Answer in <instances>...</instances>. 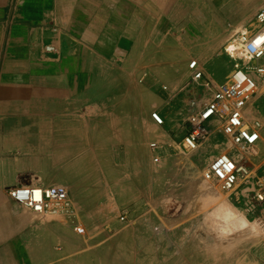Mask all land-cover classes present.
Instances as JSON below:
<instances>
[{
    "label": "rangeland",
    "instance_id": "obj_1",
    "mask_svg": "<svg viewBox=\"0 0 264 264\" xmlns=\"http://www.w3.org/2000/svg\"><path fill=\"white\" fill-rule=\"evenodd\" d=\"M251 24L258 23L253 19L245 26L225 24L227 30L223 28L215 47L207 50L213 69L206 75L214 85L226 83V80L217 82L216 75L230 77L235 58H230L226 47L235 44L242 30ZM173 52L169 58L175 64L165 67V73L164 67L157 65L155 49L147 51V71L117 67L115 72L114 67H105L101 81L96 82L85 99V112L70 115L75 127L71 131L76 135L54 144L53 160L47 159L45 144L39 145L40 176L33 178L35 182L31 184L65 187L74 211L71 220L45 218L46 222L61 227L54 242L53 260L48 264H264V216L254 205L251 194L235 199L204 182L202 173L209 164L196 175L186 168L191 154L184 153L177 144L192 110L191 94L203 89L190 82L188 63L195 60L201 64L198 58L189 55L190 48ZM185 54L188 57L183 72L176 63ZM236 59L237 63H243L244 58ZM199 70L203 71L201 66ZM259 81L258 97L250 102L255 109L250 116L244 110L249 125L255 120L264 121V78ZM207 97L205 94L204 98ZM153 112L164 119L162 127L150 119ZM218 129H214V135L219 152L212 160L223 153L221 148L242 158ZM145 130L155 136L147 137L141 145L140 136ZM154 142L172 147L178 157L159 158L154 163L149 150ZM66 150L69 156L64 155ZM256 152L258 155L251 162L261 172L264 140ZM126 169L132 170V178L122 175ZM100 173L106 176H99ZM51 178L53 181L48 182ZM213 190L226 206L242 214L247 221L245 228L236 229L234 222L232 232L219 231L221 220L211 214L215 213L217 202L207 199ZM78 191L84 199L74 198ZM73 223L83 227L85 234L76 235Z\"/></svg>",
    "mask_w": 264,
    "mask_h": 264
},
{
    "label": "crops",
    "instance_id": "obj_2",
    "mask_svg": "<svg viewBox=\"0 0 264 264\" xmlns=\"http://www.w3.org/2000/svg\"><path fill=\"white\" fill-rule=\"evenodd\" d=\"M263 7L264 0H0V264L53 260L61 227L14 204L7 190L34 185L33 178L40 176L39 145L45 144L47 159L53 160L54 144L76 135L70 115L85 112V99L105 67L147 71V51L155 49L165 73V67L175 64L169 58L173 50L187 47L210 80L206 74L213 62L207 50L227 30L225 24L245 26ZM48 47L53 51L47 52ZM187 57L181 55L176 63L183 72ZM225 76L215 80L221 83ZM201 91L196 89L191 98L209 97ZM215 126L208 125L213 131ZM213 131L189 156V173L196 175L219 152ZM149 136L155 134H141V145ZM156 154L167 160L178 157L164 143ZM122 175L132 178L133 172L126 169ZM74 198L85 196L78 191Z\"/></svg>",
    "mask_w": 264,
    "mask_h": 264
},
{
    "label": "built area",
    "instance_id": "obj_3",
    "mask_svg": "<svg viewBox=\"0 0 264 264\" xmlns=\"http://www.w3.org/2000/svg\"><path fill=\"white\" fill-rule=\"evenodd\" d=\"M255 20L260 25L258 33L262 36L258 33L252 37L242 32L239 34L238 41L249 65L235 61L228 85H214L204 79L195 60L188 65L190 82L202 86L209 92V97L199 95L191 98L192 110L186 121L187 129L177 146L186 154L195 152L211 135L212 130L208 125L214 120L219 132L243 157L225 152L219 154L202 173L203 180L235 199L245 193L251 194L254 205L264 216V170L259 172L251 162L257 156L255 150L264 136V121L255 120L249 125L244 116L245 107L258 97L251 73L259 79L264 78V65L260 64L264 61V7L258 10ZM46 51L51 52L53 48L48 47ZM150 119L156 126L164 125V119L157 112L151 113ZM159 148L160 145L155 142L149 145L154 163L159 161L156 154ZM7 196L14 204L41 218L62 217L71 220L74 217L68 191L62 186L19 185L9 188ZM123 220L121 217L120 221ZM73 226L76 235L85 234L83 227L74 223Z\"/></svg>",
    "mask_w": 264,
    "mask_h": 264
},
{
    "label": "bare ground",
    "instance_id": "obj_4",
    "mask_svg": "<svg viewBox=\"0 0 264 264\" xmlns=\"http://www.w3.org/2000/svg\"><path fill=\"white\" fill-rule=\"evenodd\" d=\"M258 25V24H257ZM257 25H253L252 24V26H250V28H249V30H247V31H242V33H244V34H246L247 36H249V37H252L253 35H255L256 33H258L260 30H261V28H260V25H258V27H257ZM250 31L252 32V33H250ZM258 35L261 37L262 36V34H260V33H258ZM243 47L241 46V44L239 43V41H237L235 44L233 43V44H230V45H228V47H226V52L229 54V56H230V58H232V59H234L233 60V65H235L236 63H235V61L237 60L236 59V57H240L241 59H243L244 58V60H243V63L246 65L247 64V66L249 65L248 63V58H247V56L243 53ZM255 64V63H254ZM251 77L254 79V81H255V86H256V90H257V88H258V84L260 83V79H259V77H257V75L256 74H254V73H251ZM225 80H226V85H228L229 84V75H226L225 77ZM255 109V107H254V105H250V103L245 107V113L247 114V116H250L251 114H252V111ZM245 116V115H244ZM245 119H246V117H245ZM212 122H214L215 123V121L214 120H212L211 121V123ZM218 127V126H217ZM216 127V128H217ZM216 128H214V129H216ZM212 131H213V129H212ZM216 133V131L214 130L213 131V135ZM212 135V134H211ZM210 137V136H209ZM264 138V136H262V138H261V140H260V142H259V144H258V146L260 145V144H262L263 143V139ZM208 140V139H207ZM206 142V141H205ZM223 151V150H222ZM255 153H256V155H258V152H256V150H255ZM191 154V153H190ZM187 159V158H186ZM191 167V166H190ZM193 169V168H192ZM202 180H203V178H202ZM204 181V180H203ZM204 182H206V181H204ZM208 183V182H207ZM207 199H209V200H212L213 202H217V205L218 206H216L217 208H216V210H215V213H211L212 214V216L214 217V218H219V220H221L220 222H221V224H220V226H219V231H221L222 233H230V232H232V230H234L235 228H233L232 227V225H233V223L234 222H236L237 223V227H236V229L237 228H239V229H242V228H245L246 226H247V221L244 219V217L242 216V214H240V213H235L233 210H231L230 209V205L229 206H226L225 204H224V202L220 199V197H219V195L215 192V190H213V191H210L209 192V195H208V198ZM248 211V210H247ZM251 211V210H250ZM214 214V215H213ZM250 214V213H249ZM216 222V221H215ZM218 222V221H217ZM220 222H218V225H219V223ZM216 225V224H215ZM213 226V225H212ZM217 226V225H216ZM215 226V227H216ZM214 227V226H213ZM218 255V254H217Z\"/></svg>",
    "mask_w": 264,
    "mask_h": 264
}]
</instances>
